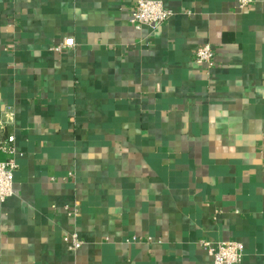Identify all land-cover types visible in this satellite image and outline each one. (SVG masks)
I'll return each mask as SVG.
<instances>
[{"label":"crops","instance_id":"0c3cea01","mask_svg":"<svg viewBox=\"0 0 264 264\" xmlns=\"http://www.w3.org/2000/svg\"><path fill=\"white\" fill-rule=\"evenodd\" d=\"M157 1L137 30L134 0H0V264H264V0Z\"/></svg>","mask_w":264,"mask_h":264},{"label":"built area","instance_id":"2783aa9c","mask_svg":"<svg viewBox=\"0 0 264 264\" xmlns=\"http://www.w3.org/2000/svg\"><path fill=\"white\" fill-rule=\"evenodd\" d=\"M255 0H238V6L245 9L252 5ZM171 10L165 8L162 2L157 0H134L130 22L137 29L144 27L158 28L165 25L171 18ZM74 47V42L66 40L52 48L61 53L66 48ZM215 50L211 45H205L194 53L195 62L202 67L210 69L214 64ZM15 139L10 137L5 142H0V151L5 155V160L0 161V202H5L15 195L14 184L18 165L14 157L16 149L13 145ZM78 210H75V214ZM64 242L71 251L82 248L84 241L77 231L64 237ZM200 245L208 252L213 264H242L246 253L245 246L241 242H217L207 240L200 241Z\"/></svg>","mask_w":264,"mask_h":264},{"label":"water","instance_id":"95a60500","mask_svg":"<svg viewBox=\"0 0 264 264\" xmlns=\"http://www.w3.org/2000/svg\"><path fill=\"white\" fill-rule=\"evenodd\" d=\"M4 161V160H3Z\"/></svg>","mask_w":264,"mask_h":264}]
</instances>
